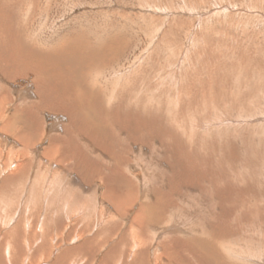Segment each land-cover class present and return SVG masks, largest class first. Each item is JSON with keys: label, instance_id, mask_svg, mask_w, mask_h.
I'll return each instance as SVG.
<instances>
[{"label": "rangeland", "instance_id": "374dc122", "mask_svg": "<svg viewBox=\"0 0 264 264\" xmlns=\"http://www.w3.org/2000/svg\"><path fill=\"white\" fill-rule=\"evenodd\" d=\"M0 114V264H264V0H0Z\"/></svg>", "mask_w": 264, "mask_h": 264}, {"label": "bare ground", "instance_id": "6f19581e", "mask_svg": "<svg viewBox=\"0 0 264 264\" xmlns=\"http://www.w3.org/2000/svg\"><path fill=\"white\" fill-rule=\"evenodd\" d=\"M81 47V46H80ZM59 48V47H58ZM16 49V48H15ZM28 49V48H27ZM54 49V48H53ZM31 50V49H30ZM30 50L27 52V53H30ZM73 53V52H72ZM61 54V53H60ZM61 58H62V56H61ZM61 63V62H60ZM76 67V66H75ZM37 68H39V67H37ZM40 69V68H39ZM68 69H70V68H68ZM71 69H73V68H71ZM36 70V69H35ZM66 70V69H65ZM31 71H34V69L33 70H31ZM30 71V72H31ZM57 72H59V71H57ZM62 72V71H61ZM73 71H71V73H72ZM70 73V74H71ZM56 74V73H55ZM74 74V73H73ZM64 75V74H63ZM72 76V75H71ZM59 77V76H58ZM61 78V77H60ZM62 79V78H61ZM71 80H72V78H70ZM56 81V80H55ZM57 82V81H56ZM65 83V82H64ZM90 84V83H89ZM56 85V84H55ZM93 86V85H92ZM96 86H97V84H96ZM78 87V86H77ZM56 88V87H55ZM73 88V87H72ZM38 89V88H37ZM59 89V88H58ZM74 89V88H73ZM190 90V89H189ZM36 91V90H35ZM76 91V90H75ZM78 91V90H77ZM44 92V91H43ZM56 92H57V90H56ZM40 93V92H39ZM63 93V92H62ZM89 93H90V91H89ZM37 94H38V92H37ZM53 94H55V92L54 93H52V95ZM56 94H58V93H56ZM60 94V93H59ZM70 94H71V92H70ZM74 94V93H73ZM67 95V94H66ZM84 95V94H83ZM83 95L82 96H80V97H83ZM39 96V95H38ZM55 97V96H54ZM58 97V96H57ZM57 97H56V99H57ZM65 97V96H64ZM90 97V96H89ZM41 98V97H40ZM49 98V97H48ZM42 99V98H41ZM79 99V98H78ZM84 99V98H83ZM49 100H51L50 98H49ZM90 100V99H89ZM40 101V100H39ZM61 101V100H60ZM37 102V101H36ZM71 102H73V101H71ZM77 102V101H76ZM63 103V102H62ZM92 106V105H91ZM90 106V107H91ZM59 107V106H58ZM119 107H120V105H119ZM97 108V107H96ZM68 112V111H67ZM175 114V113H174ZM177 114V113H176ZM1 115V114H0ZM94 116V115H93ZM104 116V115H103ZM116 116V115H115ZM73 118V117H72ZM115 118V117H114ZM117 119V118H116ZM118 120V119H117ZM180 121V120H179ZM7 122V121H6ZM112 125V124H111ZM171 126V125H170ZM19 135V134H18ZM250 210V209H249ZM141 214V213H140ZM117 219V218H116ZM183 231V230H182ZM164 232V231H163ZM210 234V233H209ZM138 239V238H137ZM140 239V238H139ZM142 240V239H141ZM139 241V240H138ZM143 241V240H142ZM137 242V241H136ZM143 243V242H142ZM145 243V242H144ZM137 244V243H136ZM139 245V244H138ZM133 246V245H132ZM137 246V245H136ZM208 246V245H207ZM4 247H7V246H4ZM12 247V246H11ZM140 247V246H139ZM122 248V247H121ZM5 249V248H4ZM134 249H135V247H134ZM139 249V248H138ZM3 250V249H2ZM7 250H8V248H7ZM12 250V249H11ZM130 250H131V248H130ZM53 251V250H52ZM68 251V250H67ZM77 251H80V250H77ZM77 251H76V253H77ZM83 251V250H82ZM141 251V250H140ZM2 252V251H1ZM84 252V251H83ZM123 252V251H122ZM8 253V252H7ZM75 253V254H76ZM115 253V252H114ZM138 253H140V252H138ZM1 254V253H0ZM4 254H5V252H4ZM52 254V253H51ZM66 254H67V252H66ZM65 254V255H66ZM72 254V253H71ZM78 254V253H77ZM144 254V253H143ZM158 254V253H157ZM2 255V254H1ZM63 254H61V256H62ZM193 255V254H192ZM4 256V255H3ZM23 256V255H22ZM61 256L59 255L58 257H56L55 258V261L52 263V264H59L61 261V263L62 264H67V262H68V264H83V262H84V260L85 259H79L78 257H74L73 259H66V260H60V258H61ZM74 256H76V255H74ZM140 256V255H139ZM71 257V256H70ZM100 257V256H99ZM110 257V256H109ZM4 258V257H3ZM25 258V257H24ZM77 258V259H76ZM107 258V257H106ZM111 258V257H110ZM130 258H131V256H130ZM136 258V257H135ZM134 258V259H135ZM143 258H144V256H143ZM26 259V258H25ZM28 259V258H27ZM26 259V260H27ZM29 259H31V257L29 258ZM62 259V258H61ZM142 259V258H141ZM32 260V259H31ZM30 260V261H31ZM122 260V259H121ZM9 261V260H8ZM96 261H97V259H96ZM99 261H100V259H99ZM105 257H103L102 259H101V262H102V264L104 263V264H106L107 262L105 261ZM169 261V260H168ZM116 262V261H115ZM175 262V261H174ZM173 262V263H174ZM117 263V262H116ZM138 263V262H137ZM30 264V263H29ZM40 264H42V262H40ZM47 264V263H46ZM125 264V263H124ZM140 264H144V263H142V261H140ZM168 264V263H167Z\"/></svg>", "mask_w": 264, "mask_h": 264}]
</instances>
